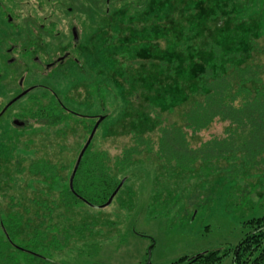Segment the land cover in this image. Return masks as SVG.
Listing matches in <instances>:
<instances>
[{
  "label": "rangeland",
  "instance_id": "374dc122",
  "mask_svg": "<svg viewBox=\"0 0 264 264\" xmlns=\"http://www.w3.org/2000/svg\"><path fill=\"white\" fill-rule=\"evenodd\" d=\"M98 2L86 1L89 17L79 54L48 72L28 65L10 69L45 86L30 96L42 105L54 104L51 98L56 97L66 120L47 127L31 119L26 130L0 125V224L17 247L34 252L5 245L0 226V264H147L150 246L149 264H171L182 256L234 248L242 224L264 216V159L251 166L220 159L183 167L144 154L118 175L122 188L107 207L81 205L71 216L63 212V220L35 217L38 203L58 198L50 190L67 188L96 122L88 117H104L89 149L107 150L111 158L131 145L135 132L157 146L160 136L150 108L164 124L181 125V113L195 96L186 100L175 84L180 82L186 93L195 91L193 76L201 66L183 62L180 41L192 47L213 40L232 49L235 42L249 47V33L256 51L247 64L264 63V0H145L133 14L121 0H113L104 14V0ZM94 10L100 13L96 18L90 13ZM261 78L264 90V73ZM31 97L18 101L10 113H31ZM225 128V123L211 125L207 136L222 135ZM203 139L188 141L196 147ZM34 163L53 165L56 180L31 176L28 168ZM219 264H231L230 257Z\"/></svg>",
  "mask_w": 264,
  "mask_h": 264
},
{
  "label": "trees",
  "instance_id": "16d2710c",
  "mask_svg": "<svg viewBox=\"0 0 264 264\" xmlns=\"http://www.w3.org/2000/svg\"><path fill=\"white\" fill-rule=\"evenodd\" d=\"M121 1L127 12H136L145 3V0H138L137 3L135 0L133 4H129V0ZM135 30L136 25L131 31ZM247 36L249 47H238L235 42L232 49L222 48L213 40L192 47H189L188 40L187 44L180 41L179 55L183 62L188 67L201 66L193 76L195 91L186 93L180 82L175 84L186 100L190 95L195 96L181 113L182 118L178 121L181 125L177 121L170 125L164 124L162 115L150 108L155 130L160 136L157 146L148 137L136 132L132 134L131 145L112 158L108 156L107 150L91 151L88 146L73 178L72 189L68 182L66 189L57 192L50 190L49 194L57 193L58 198L48 196L46 201L38 203L35 217L43 219L48 215L52 219L63 220V212L67 210L71 216L72 212H78L81 205L95 210L94 207L104 204L121 182L118 175L126 173L135 159L144 154L153 155L165 163L175 161L183 167L195 161L220 159L228 162L237 160L245 166H251L259 159H264V90L261 87L264 63L247 64L249 60L253 62V53L256 51L253 37L249 33ZM260 54L264 55V50ZM159 64L160 67L164 65L162 61ZM28 97L31 96L21 100ZM51 100L54 103L52 105H42L33 97L28 100L35 109L29 114L22 111L20 117L25 122L22 130L31 128V119L36 123L45 122L47 127L58 126L66 120L60 112L64 109L63 104L54 96ZM216 123H225L222 135L207 136L208 128ZM200 136H204V139L196 147L188 141V138ZM28 173L51 181L57 178L55 167L48 163H34L29 166ZM14 196H18V193ZM38 196L43 194L38 193ZM0 226L5 245L19 252L34 254L27 248L17 247L3 222ZM242 227L243 235L234 248H215L194 256H182L171 264H219L226 257H230L231 264H264V216L247 220Z\"/></svg>",
  "mask_w": 264,
  "mask_h": 264
},
{
  "label": "flooded vegetation",
  "instance_id": "af4514ba",
  "mask_svg": "<svg viewBox=\"0 0 264 264\" xmlns=\"http://www.w3.org/2000/svg\"><path fill=\"white\" fill-rule=\"evenodd\" d=\"M86 1L0 0V103L1 98L10 96L8 101L0 104V125L7 123L15 130L22 129L24 125L16 126L14 122L25 123L24 119L17 112L10 113L21 98L10 105L8 103L23 92H26L23 97H27L36 90L47 89L24 75L15 76L11 67L37 66L42 72H48L74 53L81 52L86 16L89 17ZM90 1L96 4L99 0ZM112 1L104 0V14L109 13ZM90 13L94 18L100 15L96 10ZM63 45L67 47L64 52L60 49ZM68 49L72 52L69 53ZM99 117L88 118L97 121Z\"/></svg>",
  "mask_w": 264,
  "mask_h": 264
},
{
  "label": "water",
  "instance_id": "95a60500",
  "mask_svg": "<svg viewBox=\"0 0 264 264\" xmlns=\"http://www.w3.org/2000/svg\"><path fill=\"white\" fill-rule=\"evenodd\" d=\"M25 94H26V92L21 93L20 95H18V96L15 97L14 99H12V100L8 103V105H10V104H12L13 102L19 100V99L22 98ZM8 105H7V106H8ZM103 118H104V117H99V118H98V120L96 121L94 127L92 128V130H91V132H90V134H89V137H88L87 141L85 142V144L83 145L81 151H80L79 154H78V157H77V159H76V162H75L74 168H73V170H72V172H71V175H70V178H69V187H70V189H72V181H73V178H74V176H75V173H76V171H77V169H78V166H79V164H80V161H81V159H82V156H83V154L85 153V151H86V149L88 148V146L90 145V142H91V140H92V138H93V136H94V133H95L97 127L99 126V124L102 122ZM14 124H15L16 126H23V125H24L23 122H19V121H15ZM122 184H123V181H121V182L118 184V186H117V187L115 188V190L111 193V195L109 196L108 200H107L104 204L99 205V206H95L94 208H95V209H102V208H105V207H107L108 205H110V203L112 202L113 198L116 196V194L118 193L119 189L121 188ZM151 248H152V247L150 246V247L147 249V264L150 263L149 259H150V255H151Z\"/></svg>",
  "mask_w": 264,
  "mask_h": 264
}]
</instances>
